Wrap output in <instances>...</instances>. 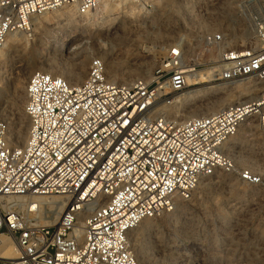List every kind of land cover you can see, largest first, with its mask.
<instances>
[{"label":"built area","instance_id":"1","mask_svg":"<svg viewBox=\"0 0 264 264\" xmlns=\"http://www.w3.org/2000/svg\"><path fill=\"white\" fill-rule=\"evenodd\" d=\"M99 1L0 0V52L10 31L31 30V16L62 5L85 14ZM252 32L255 45L240 50L222 47L220 31L205 33L202 39L216 46L217 55L204 67L212 66L220 81L252 78L258 95L186 120L151 108L187 86L180 47L169 48L170 60L146 80H110L99 57L89 60L86 77L75 85L33 72L24 89L27 135L21 146L8 143L7 123L0 121V234L17 250L0 264H137L131 237L138 223L171 212L202 179L223 172L259 184L258 175L238 169L223 152L242 124L264 132V18ZM52 194L67 203L51 224H29L5 202L8 196ZM181 253L179 264L218 261Z\"/></svg>","mask_w":264,"mask_h":264},{"label":"rangeland","instance_id":"2","mask_svg":"<svg viewBox=\"0 0 264 264\" xmlns=\"http://www.w3.org/2000/svg\"><path fill=\"white\" fill-rule=\"evenodd\" d=\"M221 1H225L224 5L228 7L219 8ZM134 5V9L129 12H121L119 8L113 10L111 16L117 18L114 21H108L109 23L96 20L94 17L96 10H92V14L88 12L79 14L75 10L76 18L74 16L73 18L77 21L72 26L65 22L54 21L61 8L47 10L33 15V19L40 21L33 30L19 31L21 35L14 31L16 33L13 32L5 50L0 71V121H7L9 125L16 122L14 106H12L15 66L32 61L48 68L46 63L49 62L52 65L48 68L52 70L50 73L58 75L57 73L65 67L75 63L78 49L69 53L64 50L58 51L56 45L52 46L53 42H51L54 31L69 30L67 38L80 33L91 35L90 46L96 44L95 46L101 51H110L112 56L120 61L116 74V77L120 79V76L126 77L122 71L125 70L128 61H132L130 57L136 59L135 62L150 63L151 73L161 61L170 60L169 48L174 47L173 52H176L178 47L182 49V61L194 63V66L199 68L197 71L209 68L204 66L216 58L217 48L213 44L204 42L202 36L205 33L220 31L226 38L224 45L235 48L229 42L228 35L233 33L238 35L237 32L247 30L248 33L244 37V43L247 44V41L252 40L253 25L261 23V19L264 18V6L259 5L257 0H137L134 1ZM31 26L33 27V24ZM104 30L119 31L106 36L103 34ZM161 35L162 37H159ZM99 53L95 48L88 53L86 74L89 60L92 57H99ZM34 71L44 70L34 69L28 77ZM219 82L224 81L215 80V83ZM199 85L201 84L187 85L184 90ZM243 135L244 144L235 147V150L250 151L253 158L255 157L253 164L256 165L237 163V168L250 169L258 175L260 183L246 184L233 175L231 180L229 178L217 181L213 179L210 180L212 183L209 186L198 185L188 200H181L185 206L182 212L178 214L173 212L164 219L156 218L154 221L157 225L154 229L146 234L138 232L135 235L138 240L144 235L143 238H148L150 242H154L153 244L161 245L163 254V251L157 252V247L148 251L149 256L151 255L148 256L150 264L153 261L158 264H179L176 256L167 254V248L170 245L172 249L177 246L182 247L178 253H185L187 247L193 245L192 252H188L190 254L197 251L195 247L199 249L198 247L202 245L200 247L202 251L197 253L204 254L202 258L204 262L215 255L216 260L220 261V263L217 261L218 264H264V175L259 174L260 170L264 169V159H262L264 158V132L253 129L246 131ZM228 179L234 183L233 191L228 189ZM251 186L255 187L253 191H245L239 195L241 188ZM229 205H231L230 208ZM177 215H180L182 220L188 218L195 221L192 235L183 236L178 229L180 225V227H173V221L175 217H178ZM38 221V224H44L41 218ZM193 255L200 259L199 254ZM207 263H211L210 260Z\"/></svg>","mask_w":264,"mask_h":264},{"label":"bare ground","instance_id":"3","mask_svg":"<svg viewBox=\"0 0 264 264\" xmlns=\"http://www.w3.org/2000/svg\"><path fill=\"white\" fill-rule=\"evenodd\" d=\"M129 1L128 0H100L99 3L96 5V7L92 9V10H96L94 11L96 14L94 15V17L96 20L99 19V21L103 23L108 22V21L111 22L112 20L114 21L117 17L111 16L113 10L119 8L121 12L123 11L129 12L132 9H134V6H135L134 1L136 2L137 0H129ZM224 3L226 2L221 1L219 3L220 6L218 7L222 9L227 8L228 6L226 4L224 5ZM58 8H61L62 10L56 15L54 21L57 23L65 22V24L67 23L69 26L74 25L75 22L77 21L75 19L76 17L74 16L75 9L71 6L69 7L66 5H62ZM58 8L54 10H57ZM91 11H89L88 14H92ZM73 16L75 18H73ZM30 21L33 22L32 23L33 27L31 26L32 30L33 28L37 27L40 24V21L33 19V16H31ZM67 31L69 32V30L54 31V33L52 34L51 42H53L52 46L56 45L55 47H57L58 51L64 50V51H68L69 53V51L72 52L74 51V49H78V54L75 56L76 58L74 59L75 63L73 65L71 64L72 66L70 65L68 67H65L63 70L57 73L59 76L63 77L69 84L71 85L78 84L86 76V66H87V61L89 58L88 53L92 51V48L93 49L95 48L96 50H98V52H100L99 58L104 63L105 72H106L108 79L113 80V81H120V82H130L136 78L145 79V80L150 78L151 64L147 63V61L135 62L136 59H134L133 57L129 58L132 61L130 62L128 61V64L125 65V68H124L125 70L122 71L126 74V77L121 78L120 76V79L117 78L116 77V74L118 71L117 65L120 63V61H118L114 56H112L110 51H107V50L101 51V49L95 46L96 44L93 46L92 45L90 46V43L92 42L89 41V38H92V36L89 35L88 33L87 34L80 33L78 35H73L72 37L67 38V34H68ZM117 31L119 30H104L103 34L106 36L107 34H109L111 36V34H116ZM13 32L14 31H10L7 34L5 42L1 49L0 71H1L2 62L4 60L5 50L7 49L8 43L10 39L12 38ZM16 32L17 34L21 35L19 31H16ZM237 33L239 34L237 35L233 33V34L228 35V38L230 40L229 42H231L236 49L240 50V49L247 48L248 45H255V42L253 41L251 42L247 41L248 42L247 44L244 43L245 34L248 33L247 30H242ZM163 34H166V33H163ZM159 37H162V35ZM225 41H226V38L224 42L221 44L222 47H227L224 45ZM237 42H240L241 44H238ZM94 43H97V42H94ZM181 63H182V66L184 67V71L186 74L187 85L188 86L195 85V84H201V85L197 87H192L187 90H183L182 92H179V93H175L171 96V98L168 101L153 102L151 106L152 112H165L166 114H168L169 116L177 120H186V119H190L193 117L209 115L219 110L220 108L226 106L227 104H230L236 101L254 99L258 95V87L254 86V82L252 78L215 83V80H217V77H216L215 71H213L214 69L212 66H209V68L197 71L199 68L196 69L195 67L192 66V64H185L183 63V61H181ZM46 64L48 68L52 66L51 63L49 64V62H47ZM48 68H44L42 67V65H38L36 62H32V61H27V62H24V64H19L14 67V77H13L14 78L13 79L14 95H13V100H12V106H14L13 110L15 113L16 122L13 125L11 124L12 125L11 127V125H9L6 121L7 140L10 145L21 146L24 143L26 135H27V120L23 113L24 89H25V84L27 81L26 79L29 73L32 72L34 69H40L44 71L46 70L48 73H50V71L52 70ZM134 76H136V78H133ZM251 128L252 127L250 123L242 124L237 130V132L232 137L227 139L224 143L223 152L227 156H229L235 164L237 163L238 164H248V165L255 164V163L253 164V162H255V159H254L255 157L253 158L250 151L245 150V152H242L240 150H235V147L241 146L242 144H244L245 138L243 134L246 131H250ZM259 174L264 175V169L260 170ZM225 178L230 179L232 178V176L225 174L223 172H216L210 178L202 179L199 185L209 186V184L212 183V182L210 183V180L215 179L217 181L219 179H225ZM230 180L229 182H227L228 189L229 191H233L235 188L233 185L234 183L230 182ZM254 188L255 187H252V186L241 188L239 190V195L243 194L245 191L247 192L253 191ZM5 202L9 204V207L12 210L21 214L29 224L38 223L39 222L38 219L40 218L44 220L43 221L44 224H51L53 222H56L58 218L61 216V214L65 211L67 200L62 195L52 194V195H36L33 197H28V198L25 196H8L6 197ZM184 207L185 206L182 203V201L177 199L174 202L173 210L171 212L163 213L162 215L156 218L164 219L165 216L172 214L173 212L175 214L176 213L178 214L179 212H182L184 210ZM230 207L231 205H229V208ZM180 215H177L178 217H175L174 221L172 220L173 227L176 228V226L178 227L180 225L181 227L179 226L180 228L178 229L181 230V234L183 236L192 235L194 233V231H192V227L195 221L193 219H188V218L187 220H184V219L182 220ZM156 218L150 217V218H145L141 220L132 232V237H131L132 238L131 239L132 250L137 259V264H150L151 263L150 258H149L151 256V255L149 256L150 252L148 254V251L150 249L157 247L158 253L163 251V249L160 247L161 246L160 244L158 243L153 244L154 242L153 243L150 242L148 238L146 237L143 238L144 235L141 236L139 240L135 238V235L138 232H142V234L144 233L146 234L148 233V231L154 229L157 225L154 221ZM32 220H35V221L32 222ZM169 239L171 238L169 237ZM190 246L191 247H187V250L185 253L192 252L193 245H190ZM200 247H198L199 249L195 247V249L198 252H201L202 250H200L201 249ZM181 248L182 247L177 246L174 249H172L170 245L167 248V254L169 256L170 255L176 256V254L180 252L179 249ZM163 253L164 251L162 252V254ZM182 254H184V252H182ZM15 256H17V250H16V247L13 241L7 236L0 234V258L10 259V258H14ZM152 264H158V263L153 261ZM181 264H184V259L182 260Z\"/></svg>","mask_w":264,"mask_h":264}]
</instances>
